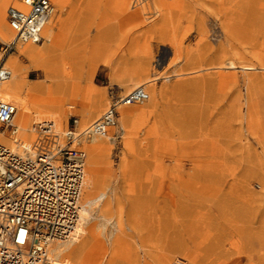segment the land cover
Masks as SVG:
<instances>
[{
  "label": "rangeland",
  "instance_id": "rangeland-1",
  "mask_svg": "<svg viewBox=\"0 0 264 264\" xmlns=\"http://www.w3.org/2000/svg\"><path fill=\"white\" fill-rule=\"evenodd\" d=\"M107 1L58 3L45 41L0 52L22 70L9 101L29 128L83 130L112 96L149 94L96 136L83 253L56 263L264 264V0H137L135 19Z\"/></svg>",
  "mask_w": 264,
  "mask_h": 264
},
{
  "label": "built area",
  "instance_id": "built-area-1",
  "mask_svg": "<svg viewBox=\"0 0 264 264\" xmlns=\"http://www.w3.org/2000/svg\"><path fill=\"white\" fill-rule=\"evenodd\" d=\"M56 11L54 0H20L7 15L14 37L0 41V52L9 54L20 43L45 41L43 31ZM11 71L0 64V83ZM148 98L143 87L124 96L114 95L103 114L86 129L78 120L59 132L52 120L35 125L37 138L16 147L0 143V264H57L50 244L64 239L77 225L85 184V139L103 135L114 126L122 105ZM17 106L0 100V123L10 126Z\"/></svg>",
  "mask_w": 264,
  "mask_h": 264
},
{
  "label": "bare ground",
  "instance_id": "bare-ground-1",
  "mask_svg": "<svg viewBox=\"0 0 264 264\" xmlns=\"http://www.w3.org/2000/svg\"><path fill=\"white\" fill-rule=\"evenodd\" d=\"M13 1L14 0H0V36L2 38L7 39V37L9 36L8 34L11 33L10 39L8 41L13 39L14 32H13L11 26L9 25L8 15H7V21H6L5 7L7 6V4H9ZM68 1L69 0H54V2L56 4V11H55L54 15L52 16L51 20L45 26L43 34L46 33L48 36V34L53 32V30H52L53 26H52L51 22H52L53 17L58 12V5L57 4L58 3L67 4ZM136 1L137 0H134L132 3V2H130V0H112V2L115 4V6L119 8L122 15H124L128 19H135V18H138L139 16H141V10L135 9L139 4V3H135ZM106 3L109 4V0ZM178 3H179V1L175 0V3H173V4H175L177 6ZM13 5H15V6L20 5V1L17 5L16 4H13ZM167 5H168V3H167ZM132 8H134V9H132ZM8 9H9V7H8ZM8 9H7V12H8ZM131 9H132V11H131ZM7 22H8V26H7ZM25 43H28V42L20 43L18 46H21ZM31 51H33V50H31ZM9 63H11V67H13L12 69L15 70L14 67L17 66L16 60H11V61H9ZM7 68L11 71V78L7 81L0 83V100H3V101L14 100V98L16 96H19L21 86L23 85V80H24L23 76H22L21 68H19L20 72H16V70H15V72H13L12 69H10L9 67H7ZM12 79H14L13 82L9 83ZM75 84L76 83H74L73 87H77V84L76 85ZM138 87H143L145 90V87L143 85H140ZM135 88H137V87H135ZM48 91H49V88H48ZM146 93H147V91H146ZM148 96H149V94H148ZM54 103L56 104L57 102H54ZM60 103H61V101H60ZM57 109H56V112L58 111L57 115L54 113L53 114L51 113L47 116L57 118L59 121H61L63 112L61 111L60 108H57ZM17 115H18V107H17L16 114H15V116L11 122V125L6 126L4 131H1V129H0V143L4 144L6 146L13 147V148L16 147V140H18V138H20L21 140H23L27 144L33 143L35 141V139L37 138L35 125L37 122L43 121V120L36 121L29 128V127H27V124H26V120L28 118V115L24 114L23 117L21 118V120L16 121L15 118ZM123 115L127 117V116H129V113L123 112ZM45 120H48V119H45ZM53 122L55 124L56 129L59 132H62L64 130V128L60 129L55 121H53ZM9 127H11V131L9 130L10 129ZM6 132L10 135V137H9L10 139L7 138V136H5ZM96 136L97 135L93 136L92 139H85L86 142L87 141L89 142L88 143L89 144L88 149L90 151V156H89V159L86 160L85 184H84V189H83V194H82L83 205L81 204V215H80L79 221H78L77 225L75 226V228L72 230V232L68 236H66L64 239L53 241L52 243L57 242L55 244H52V243H51L52 245L50 244L51 245L50 246V254L51 253L53 254V258H54L55 262H57V263H59V262L61 263L62 260H63V263H64V261H67V259L70 256H67V257L63 256L64 253L67 251L71 250L69 255H71L77 251L78 252L80 251L81 253H83V251L80 250L82 247V244H83V239H84V238L81 239V237H84V236H82L84 234V233H82V231H83V228L88 223L90 217L92 216L93 211L96 209V208L92 207V200H93V195L95 193L97 174H98V170H99V152H100L99 148H100V146L96 143V140H97ZM90 140H91V142H90ZM3 142H6L7 144H5ZM86 153H87V150H86ZM87 156H88V153H87ZM105 219L109 221V218L106 217ZM81 221H82V223H80ZM79 224H80V229L78 231H76V228L78 227ZM93 250L95 251V249H93ZM93 250H91L90 252L87 251L86 255H88V257L93 255V253H94ZM63 257H65V258H63Z\"/></svg>",
  "mask_w": 264,
  "mask_h": 264
}]
</instances>
